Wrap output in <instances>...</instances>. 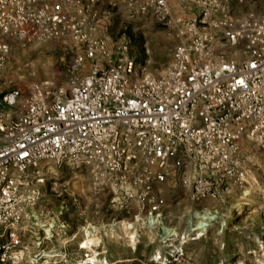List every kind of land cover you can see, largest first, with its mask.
Instances as JSON below:
<instances>
[{"label":"built area","instance_id":"1","mask_svg":"<svg viewBox=\"0 0 264 264\" xmlns=\"http://www.w3.org/2000/svg\"><path fill=\"white\" fill-rule=\"evenodd\" d=\"M84 1L0 0V76L11 39L30 45L69 38L83 45L74 71L105 54L103 41L86 35ZM149 6L158 21L169 15L161 1ZM214 6L222 11L218 29L200 31L209 15L202 9L179 29L183 41L157 76L139 74L122 46L113 62L91 63L67 88L34 85L23 95L0 77V264H44L40 241L30 253L21 226L41 198L44 164L86 166L97 187L134 203L148 224L165 206L154 184L168 177L196 201L245 183L237 165L242 142L264 153V16L236 20L227 15L228 4ZM217 49L230 58L215 59ZM54 230L66 236L68 229Z\"/></svg>","mask_w":264,"mask_h":264},{"label":"rangeland","instance_id":"2","mask_svg":"<svg viewBox=\"0 0 264 264\" xmlns=\"http://www.w3.org/2000/svg\"><path fill=\"white\" fill-rule=\"evenodd\" d=\"M150 1L155 0L84 1L86 35L102 40L105 54L86 59L77 71L73 58L83 45L69 38L30 45L11 39L1 83L23 95L34 85L67 88L91 63L113 62L122 46L139 74L157 76L183 41L179 29L202 9L209 15L198 23L200 31L218 29L222 11L215 12V4L219 9L228 4L227 15L236 20L248 13L264 16V0H157L169 9L166 19L158 21ZM227 52L217 49L215 59L223 54L229 59ZM237 165L246 172L245 183L228 186L218 199L196 201L174 177L155 183L154 192L165 206L157 221L148 224L134 203L125 205L108 187H97L86 166L44 164L41 198L22 222L23 240L29 244L31 232H37L35 245L40 241L44 264H94L92 257L95 264H264V153L244 140ZM61 226L67 227L66 236L54 230Z\"/></svg>","mask_w":264,"mask_h":264},{"label":"crops","instance_id":"3","mask_svg":"<svg viewBox=\"0 0 264 264\" xmlns=\"http://www.w3.org/2000/svg\"><path fill=\"white\" fill-rule=\"evenodd\" d=\"M32 233V241L29 242V244L31 243L32 244V248L35 247V241L38 240V237H37V232H31Z\"/></svg>","mask_w":264,"mask_h":264},{"label":"bare ground","instance_id":"4","mask_svg":"<svg viewBox=\"0 0 264 264\" xmlns=\"http://www.w3.org/2000/svg\"><path fill=\"white\" fill-rule=\"evenodd\" d=\"M83 246H87V243H86V242L83 243ZM90 261H91L92 263H94V264H95V263H98L97 259L94 258V257H92V258L90 259ZM80 262H82V260H80L79 263H80Z\"/></svg>","mask_w":264,"mask_h":264}]
</instances>
